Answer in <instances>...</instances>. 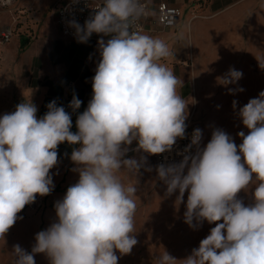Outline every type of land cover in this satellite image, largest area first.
<instances>
[{
	"label": "clouds",
	"instance_id": "1",
	"mask_svg": "<svg viewBox=\"0 0 264 264\" xmlns=\"http://www.w3.org/2000/svg\"><path fill=\"white\" fill-rule=\"evenodd\" d=\"M144 11L141 0H103L83 25L68 22L78 43L101 35L93 95L76 119V132L71 115L55 100L41 118L30 98L0 116V238L37 195L52 192L58 145H78L70 157L78 182L55 203L57 219L35 235L31 252L13 246L15 264H35L37 253L46 254L50 264H118L116 253L130 254L138 243L133 235L137 182L125 185L118 174L126 170L136 176L145 168L147 156L126 158L134 141V151L158 155L186 138L189 103L179 91L183 80L163 63L174 55L168 45L134 30ZM242 76L230 68L219 83L235 85ZM243 91L228 89L233 95ZM81 103L73 95L69 107L75 112ZM232 103L235 109L237 101ZM238 115L248 130L238 133L239 145L217 128L202 148L203 133L196 128L190 144L177 153L180 162L156 166L166 196L178 193L179 205L187 192L184 222L190 228L215 224L186 258L164 250L156 264H264V91ZM250 189L253 202L245 205L238 194Z\"/></svg>",
	"mask_w": 264,
	"mask_h": 264
},
{
	"label": "rangeland",
	"instance_id": "2",
	"mask_svg": "<svg viewBox=\"0 0 264 264\" xmlns=\"http://www.w3.org/2000/svg\"><path fill=\"white\" fill-rule=\"evenodd\" d=\"M59 1L18 0V7L25 9V13L22 14L17 10L15 15H11L1 8L0 27L4 29L8 25H12L17 32L25 26V30L30 32L33 26L42 24L55 14ZM20 14L21 16L18 17ZM242 24L240 33L231 34L230 41L233 45L252 44L253 47H258L256 52L258 57L231 60L232 65L221 69L217 68L212 78H210V73L205 74L206 71L203 68L200 71V68L192 67L191 64L186 68H173L179 77L187 81L185 89H191L190 96L184 97L191 103L189 110L196 108L201 113L204 123L202 148L210 141L213 130L217 128L229 134L237 145L242 143L238 133L244 131L247 135L248 130L243 126L238 115L239 109L250 99L258 97L261 91H264V68H262L264 67V2L262 15L257 18H247ZM227 41L224 39L225 43ZM230 68L242 71L243 76L237 84L225 87L219 83V78ZM237 87H242L244 91L236 92L234 95L229 94V88ZM189 98L190 100H188ZM234 100L237 101L235 109L232 103ZM135 148L136 142L134 141L129 146L126 158L139 159L143 154L147 156L145 168L151 167L153 170L149 172L145 168H141L136 176L126 170H122L118 174L125 185L137 182L138 189L135 197L137 209L134 217L136 232L133 233L138 243L132 248L130 254L116 253L120 257L118 264H156L155 257L161 255L164 250L178 260L184 259L191 254L193 248L199 246L200 241L206 238L215 224L205 221L197 230L190 228L184 222L187 192H185L184 203L179 205L176 204L178 193L166 196V186L158 179L156 167L153 165V156L138 153L134 151ZM55 167L59 176L52 178L54 188L50 194L44 196L42 207L36 211H27L18 215L22 219H18L5 234V237L0 238V264H15L14 245L19 244L27 252H31L35 244V235L46 230L56 221L54 205L63 199L68 187L78 182L79 173L74 171L77 165L72 160L57 164ZM52 169L50 174L54 173ZM252 191L254 189H250L248 192L241 191L238 198L242 199L245 205L251 204L253 202ZM34 259L35 264H50L49 258L44 253L35 254Z\"/></svg>",
	"mask_w": 264,
	"mask_h": 264
},
{
	"label": "crops",
	"instance_id": "3",
	"mask_svg": "<svg viewBox=\"0 0 264 264\" xmlns=\"http://www.w3.org/2000/svg\"><path fill=\"white\" fill-rule=\"evenodd\" d=\"M159 1L149 0L150 16L141 32L159 38L168 45L174 55L166 58L163 63L170 69L186 68L191 64L192 67L200 68V71L203 68L205 74L210 73L212 78L217 68L232 65L231 60L258 57V47L252 44L233 45L230 35L240 33L245 19L262 15L264 0H165L182 8V15L176 23L166 28L155 21ZM15 7L20 8L22 14L26 11L18 7L16 0L13 6H0V13L1 8H4L15 15ZM25 28L21 27L10 41L0 45V116L14 112L18 104L30 98L37 106V117L41 118L48 110L47 104L55 100L57 106H63L71 115V131L76 132V119L86 110L93 95L92 77L95 73L90 58L95 43L91 40L78 43L76 38L62 35L55 14L42 24L33 26L30 32ZM2 30L0 27V32ZM224 39L228 41L225 43ZM180 78L183 80V88L179 91L183 97H188L191 89H185L187 81ZM73 95L82 101L75 112L69 107ZM189 108L190 102L186 123L192 117L200 120L203 132L201 113L196 108ZM75 147L78 145L67 142L58 145L57 164L71 160ZM53 170L54 173L50 175L54 179L59 175L55 166Z\"/></svg>",
	"mask_w": 264,
	"mask_h": 264
},
{
	"label": "built area",
	"instance_id": "4",
	"mask_svg": "<svg viewBox=\"0 0 264 264\" xmlns=\"http://www.w3.org/2000/svg\"><path fill=\"white\" fill-rule=\"evenodd\" d=\"M16 0H0L1 7H10L15 4ZM103 0H65L60 4H57L55 9L56 23L62 35L76 38L74 35V29L69 26L70 20H76L81 25L84 24L85 20L88 19L91 15L94 14V9L101 6ZM142 5L144 6V15L135 22L133 25L134 30L142 31L145 28V23L147 18L150 16L149 13V0H141ZM20 8L15 7V11ZM182 15V8L180 6H175L169 4L165 0H161L157 4V14L155 16V21L163 27H171L173 26L178 18ZM20 17V15H18ZM15 33V28L12 25L6 26L0 32V43L4 44L12 39ZM101 38V35L93 34L89 40L95 43V50L90 58L92 71L95 73V69L100 60V54L98 51V40ZM111 38L110 36H104L103 39L105 41ZM186 128V138L178 139L176 145H174L171 152H166L163 154L153 155L154 162L153 165L156 167L157 165L164 163H178L183 157L181 155H177L178 152H182L183 149L190 144L191 142V134L194 129L202 128L201 121L198 119H190L187 123ZM192 152H195V148L192 149ZM44 203V196L37 195L36 200L26 205L25 208L18 214L26 213L27 211L37 210L42 207Z\"/></svg>",
	"mask_w": 264,
	"mask_h": 264
},
{
	"label": "trees",
	"instance_id": "5",
	"mask_svg": "<svg viewBox=\"0 0 264 264\" xmlns=\"http://www.w3.org/2000/svg\"><path fill=\"white\" fill-rule=\"evenodd\" d=\"M23 42V41H22ZM24 43H25V40H24Z\"/></svg>",
	"mask_w": 264,
	"mask_h": 264
}]
</instances>
